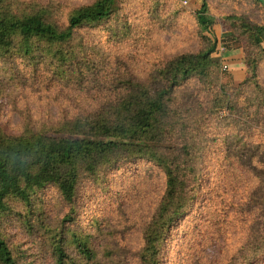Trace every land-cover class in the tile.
<instances>
[{
  "label": "trees",
  "instance_id": "1",
  "mask_svg": "<svg viewBox=\"0 0 264 264\" xmlns=\"http://www.w3.org/2000/svg\"><path fill=\"white\" fill-rule=\"evenodd\" d=\"M119 1L64 8L63 0H0V100H12L20 118L17 134L0 126V264H20L23 254L2 230L11 203L29 207L48 187L69 206L60 225L43 231L42 221V232L32 233L49 249V264H112L110 252L109 261H98L93 235L69 226L83 181L107 188L111 171L138 161L160 170L164 188L142 226L137 264H163L171 231L193 208L209 173L218 197L238 173L253 181L243 210L236 204L250 219L227 264H264V87L258 78L264 25L244 12L223 17L232 25L223 44L230 49L228 36L240 40L245 78L219 86L216 42L202 35L212 20L207 0H199L196 50L154 62L142 79L82 38L81 30L117 19ZM127 30L116 25L112 34L121 41ZM33 93L39 99L53 94L57 104L31 112L26 102L19 109L18 99ZM27 227L35 230L31 222ZM195 246L184 255L193 264L200 258Z\"/></svg>",
  "mask_w": 264,
  "mask_h": 264
},
{
  "label": "rangeland",
  "instance_id": "2",
  "mask_svg": "<svg viewBox=\"0 0 264 264\" xmlns=\"http://www.w3.org/2000/svg\"><path fill=\"white\" fill-rule=\"evenodd\" d=\"M92 1L63 0L67 4L63 7H75ZM263 1L207 0L212 24L202 35L215 41L216 45L220 43L224 46L223 36L231 31L232 25L223 17L230 13L244 12L253 22L264 25ZM200 6L199 0H120L117 19L94 29L81 30L82 38L86 45L100 48L110 58H115L113 63L120 59L133 75L145 79L154 62L196 50L198 28L195 14ZM116 25H126L128 29V36L121 41L112 34ZM228 37L226 42L230 49L224 46L228 54L219 62L217 85L232 87L245 78L244 52L239 39ZM223 65H226V70L222 68ZM240 66L243 67L242 71L237 69ZM2 67L0 63V69ZM258 78L264 87V60L259 63ZM26 102L30 104L31 112L47 102L57 104L53 94L48 93L40 96V99L38 93L21 97L17 101L18 108H24ZM59 103L64 102L60 100ZM14 105L8 98L0 100V126L9 134L19 132L20 118L17 111L12 109ZM253 137L258 138V134H253ZM215 177L209 173V181H206L207 177L204 178L203 190L193 208L171 231L163 264H193L195 259L192 261L187 256V262L184 255L188 247L194 244L196 252L197 248L200 251V258L194 264H227L244 239L250 217L243 211L240 214L236 204L242 206L243 210V205L249 201L253 181L238 173L230 178L218 197L212 189ZM109 178L107 188L83 181L76 200V217L69 227L93 235L94 242L98 243V247H95L98 261H109L110 252L112 264H137L135 253L142 245L141 229L163 193L164 177L155 165L138 161L111 171ZM34 198L29 207L11 203L2 222V230L9 243L23 253L19 258L20 264H49V249L43 246L40 237L32 233L42 232L39 230L42 221L47 225L42 224L43 231L60 225L69 206L50 187L36 193ZM27 222L33 223L35 230L29 229ZM44 236L47 238L48 234Z\"/></svg>",
  "mask_w": 264,
  "mask_h": 264
},
{
  "label": "built area",
  "instance_id": "3",
  "mask_svg": "<svg viewBox=\"0 0 264 264\" xmlns=\"http://www.w3.org/2000/svg\"><path fill=\"white\" fill-rule=\"evenodd\" d=\"M227 54L228 52L226 48L222 44L217 43L213 56H215V58L218 59V61L220 62L221 59L223 60V56H226ZM222 68L224 70L227 69L226 65H223Z\"/></svg>",
  "mask_w": 264,
  "mask_h": 264
},
{
  "label": "crops",
  "instance_id": "4",
  "mask_svg": "<svg viewBox=\"0 0 264 264\" xmlns=\"http://www.w3.org/2000/svg\"><path fill=\"white\" fill-rule=\"evenodd\" d=\"M239 64H240V62H239ZM237 69L242 71L243 67H241V66H240V67H239V68H237Z\"/></svg>",
  "mask_w": 264,
  "mask_h": 264
},
{
  "label": "water",
  "instance_id": "5",
  "mask_svg": "<svg viewBox=\"0 0 264 264\" xmlns=\"http://www.w3.org/2000/svg\"><path fill=\"white\" fill-rule=\"evenodd\" d=\"M264 2V1H263Z\"/></svg>",
  "mask_w": 264,
  "mask_h": 264
}]
</instances>
